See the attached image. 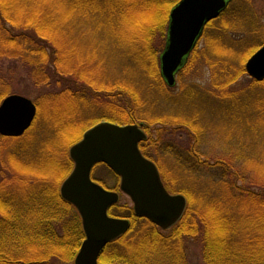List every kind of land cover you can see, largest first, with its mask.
<instances>
[{"label":"trees","instance_id":"obj_1","mask_svg":"<svg viewBox=\"0 0 264 264\" xmlns=\"http://www.w3.org/2000/svg\"><path fill=\"white\" fill-rule=\"evenodd\" d=\"M156 1L154 11L147 16H157L153 25L144 27L145 31L148 30V38L144 41L143 38L139 39L138 33L130 35L128 30L120 27L122 19L119 20V17L127 10H134L136 0H29L28 9L20 13L14 7V0H0V63L1 60L23 57L21 64L26 71L21 73L24 77L27 75L36 86L51 83L55 76L68 78L71 82L67 85L69 90H64L72 94L69 93L70 99L63 100L62 107L71 106V111L74 110L73 102L81 107L89 105V111L93 109L95 103L93 106L88 101V96L101 104L105 103L101 100L108 97L111 99L110 104L121 108L110 106L109 112L112 114L106 119L118 124H131L139 120L146 121L148 127L163 125L159 138L172 133L173 129L168 128L176 125L172 119L168 123L162 117L142 119L136 116L138 107L145 109L136 90H128L129 100H124V107L113 98L122 94V88L113 86L100 91L94 88V83L82 80L80 70L73 68L72 71L65 72L63 69L66 67L59 69L58 59L54 61L52 55L61 53V48L51 31L58 29L61 38L66 35L65 32H78L79 29L88 34L92 32L116 39L124 45L129 60L137 66L148 84L146 90H149L152 99L162 108L172 110L175 103L184 107L187 104L207 105L206 114L210 115L211 107L222 106L223 108H219L220 112L222 110L224 118L234 123H230L231 127H237L238 139L242 138L240 143L235 141L238 143L235 157L231 156L228 160L217 159L211 163L208 159H202L194 147L187 149L194 162L198 163L196 168L191 169L207 166L221 170L217 183L219 194L203 199V203L197 208L194 205L191 207L194 198L190 190H176L187 197L188 208L183 218L167 234L147 219L136 217L132 207L124 209L115 205L110 213L117 211V215L130 218L131 227L126 234L105 247L99 264H188L187 240L199 238L203 244L204 264H264V174L260 171L259 176L256 171L248 174L252 170L248 165L249 155L258 158L257 167L264 171L263 156L258 153L264 152V81L250 79L246 87L234 89L236 82L246 74L245 62L263 44L264 24L255 16L251 0H234L218 19L207 25L202 38L204 48L198 47L193 52L188 66L178 77L181 80L192 62L196 58H202L213 73L212 89L208 91L195 86L192 91L182 89L180 95H174L173 88H169L161 77L160 56L151 42L152 33L154 36L162 34L164 39L168 15L179 0ZM147 4L148 2L141 3L142 10L139 13L132 11L137 16V27L139 17L147 18L146 12L144 13ZM235 31H241L245 35L237 36L233 33ZM165 36L167 37V31ZM48 49L52 53L48 54ZM20 50L23 53L18 55ZM71 57L72 55L69 58ZM216 91L220 97L216 95L212 98L211 94ZM250 105L253 106L251 111ZM157 108L158 105L148 107ZM201 115L200 111L189 115L190 117L179 112L174 116L179 128H182L181 134L188 136L191 141L203 134L201 127L198 128L202 121ZM73 122L64 123L58 119L56 123L53 122L58 131L56 135L54 133L56 140L53 141H49L53 136H48L42 141L38 140L37 144L38 138L28 132L24 137L14 139L15 143L5 156L7 159L2 160L0 156V264H73L85 235L78 212L61 197L59 191L61 180L72 168L67 147L80 138L79 133L85 127L84 124L78 126ZM97 122L99 120H95L90 126ZM34 147L35 153H38L37 158L32 157ZM141 150L145 153L143 145ZM64 152L67 157H64ZM145 155L148 156L146 153ZM239 161L244 163L236 166ZM34 163L44 165L43 169H48L45 166L53 168V175L49 174V170H46L48 173L37 171V176L46 180L41 181L36 177L28 180L35 184L42 182L41 190H35L37 186L29 184L24 177L25 168L35 165ZM26 171L28 173L30 168ZM92 176L107 188L94 176V171ZM52 177L56 180H52ZM162 177L167 189L175 192L172 184L177 178L171 177L170 182L163 173ZM246 202L254 204L256 212L255 215L252 214L253 217L243 216L245 212L242 205ZM241 216L249 223L239 219L237 221ZM252 233L254 238L248 235Z\"/></svg>","mask_w":264,"mask_h":264},{"label":"rangeland","instance_id":"obj_2","mask_svg":"<svg viewBox=\"0 0 264 264\" xmlns=\"http://www.w3.org/2000/svg\"><path fill=\"white\" fill-rule=\"evenodd\" d=\"M28 1L29 0L19 2L18 0H14L15 2L14 7L17 9V11H19V13L23 12V10L28 9L27 7ZM142 2H145V3L148 2L147 4L148 6H146L147 8L144 9V13L146 12V16H147V15H151L152 11H154L153 10L154 6L158 1L153 0L150 2L149 0H136L137 5L134 8V10H132L133 13H139L142 10V6H141ZM251 4L253 7L255 16L259 18L260 21L263 23L264 0H251ZM132 11L127 10L123 16L119 17V20L122 19L120 27H122V29L124 30H128L130 32V35H132L135 32L138 33L139 39L143 38L145 41V39L148 38V30L145 31L144 27L146 28L150 25H153V22L156 19L155 17L157 15L155 14V16L153 15L150 17L147 16V18H144V19H141V17H139L138 18L139 24L137 27V25L135 24L136 23L135 19L137 18V16L132 14ZM168 19H169V15H168ZM168 23L165 27L164 39L162 37V34L159 36L158 35L154 36V33H152L153 42H151V45L155 47V50H157L158 56L161 55V52L165 47L164 42H165V37H166L165 36L166 31L168 30ZM143 29L144 31H142ZM77 31L78 32L76 31H72V32L70 31V33L65 32L66 35L61 36V38L59 36L58 29L51 31L53 38L57 41L59 48H61V51H60L61 53H59L58 55L57 54L52 55L54 57V61L58 59L57 60L58 66L60 65L59 69L61 70V68L66 67L65 69H63L65 70V72H70L72 71L73 68L80 70L82 80L86 81L87 83H92V84L94 83L93 84L94 88L100 91L101 90L106 91L105 89L109 87H113V86L114 87L117 86V88L118 87L122 88L123 91H121L119 88L122 94L120 96H114L113 98H115L114 99L115 101H119L120 105L124 107H126V102L124 103V100H129L128 90H131V89L136 90L137 94H139L140 98H142V102L145 108L143 109V107L141 108L138 107V110L136 111V113L138 112L137 113L138 115L136 114L137 117L142 118V119H153V118L160 119V117H162L168 123L172 119L174 120V123L176 124L173 127H168L170 129H173L172 133H167L166 135H162L159 138L158 134L163 125L154 124L148 127V123L146 121L138 120L136 122L139 124L143 123L144 128L147 127L145 128V131L148 135L147 141H144V144H145L144 150L146 151V153H148L150 157H152L154 160L158 162L160 169L163 173V176L166 177L167 180L171 182V177L175 176L177 178V180L172 184V187H174L175 189V190L173 189V191L175 192H172L170 190L169 191L177 194V193H180V192H177L180 188H185L187 190H190L194 198V201H192L191 207H193L194 205V206H197V208H199V206L203 203L201 202L203 199H208L207 197H210V195L219 194L220 191L218 190L217 183L219 180L218 177L221 174V170L215 167L209 168L207 166H198V169H194V170L191 169V168H196L198 163L194 162L193 157L189 155V152L187 151V149L188 147H194L195 150L201 155L202 159L204 160L208 159L211 163H214L217 159L228 160V158L231 156L235 157V153L237 152V149H238V146H237L238 143L235 141L237 140L240 143L242 138L238 139L239 132H238L237 127H231L232 125H230V123H233V122H230V120L228 121L226 120V118H224L222 110L220 112L219 108L222 106L211 107L209 109L210 115L206 114L205 109L207 108V105L206 106L205 105L204 106H201V105L194 106L191 104H187L186 107H184L180 103H175L171 107L172 110L162 108L163 106L161 107L159 103H155L154 99H152V95L149 93V90H146L145 87L148 84L142 77L137 66H134V64L131 63V61L129 60L127 53H126V47L124 45L116 41V39H110V37L105 38L99 34H96V35L92 34V32L91 34H88L86 32L79 31V29ZM141 31L142 33H139ZM233 33L237 36L245 35L241 31H235ZM88 35H90V37ZM162 42H163V45H162ZM199 48L201 49L204 48V40L200 42ZM21 49L23 50V47ZM47 52L48 54H50L52 53V50L48 49ZM22 53L23 52L20 50L18 52V55H21ZM71 55L72 57L69 58ZM207 58L213 61L212 58L210 57H207ZM249 58L247 59V61L249 60ZM22 60H23V57L19 56V58H12L11 60H8V61L1 60V63H0V94L2 95L0 104L6 97L13 95V94H18V95H22V96H26L30 98L37 105L36 118L34 122L32 123L31 127L21 137H24L28 132H31L32 134L35 135V137L38 138V139L36 138L37 144L39 141H42L44 138L45 139L48 138V136H53L52 139L49 141L56 140L54 133L56 135V132L58 131H57V126H55L54 123H56L58 119L64 123L66 122L71 123L74 121L73 124H76V125L78 124V126L80 124L85 125V127H83L82 131L79 133L80 138L75 142L77 143L78 141L81 140L82 138L81 135H83L84 132L91 127L90 125L93 122H95V120L96 121L99 120V122L105 121V120L110 121L109 119H106V118H109L112 114L109 112L110 106L118 107L114 104H110L111 99L106 97L105 100H101V101H104L105 103L101 104L97 101L95 102L94 100H92L94 99L93 97L88 96L87 97L88 101H90L93 106L95 103V107L91 109L90 111L88 108L89 105H85L81 107V106H78V104H74V102L72 104L73 109H74L73 111H71V106H67L66 108H64L62 107V104L64 103L63 100L66 98L70 99L71 94H72V92L64 90L65 88L69 90L67 85H70L71 83L70 80L65 77L61 78L59 76H55L51 80V83L46 84V85L36 86L34 82L27 75L25 77L24 75H22L21 72L23 70L26 71V69L23 68L24 66L22 65L23 64ZM229 60H233V59H229ZM247 61L245 62V65H244L245 69H246ZM159 64H160V60H159ZM159 71H160V66H159ZM179 74L180 72L177 74V77H176L177 84L175 87H173L174 95H180L182 89L192 91V88L195 86L203 88V89H207L208 91L211 90L213 87L212 70L210 67L207 66L206 61H204L202 58L200 59L196 58L195 61L192 62L190 67L184 73L183 78H181V80L178 78ZM65 75L69 76V74H65ZM250 79L252 78H250V76L246 73L242 78H240L236 82V84L234 85V89H237V88L241 89V88L246 87L248 82L251 81ZM127 83L133 84L135 86V89H134V86L129 85ZM79 90H76V91H79ZM72 91H75V90H72ZM116 91L117 90H114V92ZM61 93H64L63 96H61ZM213 94H211L212 98H215L216 95L220 97L218 91L215 92L214 96ZM122 102L123 104H121ZM150 105L151 106L158 105L159 108L148 109ZM195 107L197 109H195ZM118 108H121V106H119ZM251 110H253L252 105H250L249 111ZM200 111L202 114L201 115L202 121L198 128L201 127V129L203 130L202 132L203 134L201 135L199 134L197 137L193 138L197 142L195 143V141H191L190 138L186 136L185 134H181L182 128L181 129L179 128V125L177 124L178 120L174 116L178 112L184 116L185 114H187L188 116L189 115L192 116V114L198 113ZM134 112H133V115H135ZM186 120L188 119L186 118ZM120 125H125V124H120ZM87 126H90V127H87ZM162 133H164V131H162ZM21 137H5V136L0 135V152L2 153L0 154V156L2 157V160L7 159L5 156L7 154V151L10 150L12 145L15 143L14 139L21 138ZM52 143H55V142H52ZM75 143H72L70 146L67 147L68 154H69L70 148ZM35 147L33 148L32 157L37 158L38 153H35ZM258 149H260V147ZM245 152L247 153V155H249L247 151ZM258 153H260L263 156V160H264V152L260 151ZM249 156L250 157L248 159L249 161L248 165L250 166L252 170H250L248 174H254L255 173L254 171H256V175L258 176L260 175V172L264 174V171L260 169L259 167H257L259 165V163L257 162L258 158H255V156H251V155ZM64 157H67L65 152H64ZM64 157L62 156L63 159ZM242 163L244 162L239 161L238 162L239 165L236 164V166H240ZM34 164L35 165L31 167L25 166L26 170L30 168V171L28 173H26L27 172L26 170L25 172H23L24 177L29 184L32 182L28 180H31V179L33 180V177H36L37 179L41 181L46 180V178L37 176L36 174L37 171L47 172L46 170H49V174L53 175L52 166H45V167H48V169H43L44 165L39 166L36 163ZM73 165L74 164L72 161V168H73ZM56 169L59 170V168H56ZM54 172H56V170H54ZM70 172L68 173V175L70 174ZM190 172H191V175H190ZM94 176L97 179L101 180L110 190H114L118 186L116 190L120 191L119 177L115 175L108 167H106L105 164H99L96 166L94 170ZM65 178L61 180L60 182L59 191H60V187L63 181L65 180ZM51 179L56 180V178L54 177H52ZM43 182H47V181H43ZM41 183H37V184L32 183L33 186H37L35 190L42 189L40 187ZM117 205L124 209L125 208L130 209L131 207L133 208L130 198L124 194L121 195V200ZM242 208H243V211L245 212L244 213L245 215L243 216L247 215L249 217H253V215H255L254 213L256 212V210L254 208V204L246 202L245 204L242 205ZM111 214L116 215L117 217H124L122 215H117V211H112ZM243 216L237 218V221L239 219L241 221H245L248 224L249 221L244 219ZM162 231L163 233L167 234L171 231V229L162 230ZM248 235L249 237H253V238L255 237L254 233L248 234ZM202 248H203V244L200 238L197 240L195 239L187 240L188 264H204ZM247 249L249 250V248Z\"/></svg>","mask_w":264,"mask_h":264},{"label":"water","instance_id":"obj_3","mask_svg":"<svg viewBox=\"0 0 264 264\" xmlns=\"http://www.w3.org/2000/svg\"><path fill=\"white\" fill-rule=\"evenodd\" d=\"M232 1L180 0L172 7L160 55V73L168 87L176 86L177 74L187 65L207 24L217 19ZM246 72L256 81L264 80V43L247 61ZM36 115L37 105L30 98L18 94L6 97L0 104V135L23 136ZM146 137L141 124L101 121L86 130L70 148L74 165L60 187V194L77 210L85 235L73 264H98L105 247L130 230V218L109 213L119 203L121 194L130 198L136 217L147 219L162 230L170 229L184 216L187 198L166 189L157 165L140 150ZM100 163L119 177L120 192L108 190L93 180L92 171Z\"/></svg>","mask_w":264,"mask_h":264},{"label":"flooded vegetation","instance_id":"obj_4","mask_svg":"<svg viewBox=\"0 0 264 264\" xmlns=\"http://www.w3.org/2000/svg\"><path fill=\"white\" fill-rule=\"evenodd\" d=\"M263 24H264V20H263ZM263 43H264V41H263ZM262 45H263V44H262ZM262 45H261V46H262ZM261 46H260V47H261ZM260 47H259V48H260ZM145 141H147V139H146ZM142 145H143V147H144V145H145L144 142H142V143L140 144V148H141ZM141 151H142V150H141ZM142 152H143V151H142ZM145 153H146V151H145ZM145 153L143 152V154H145ZM146 154L148 155L147 157H148L149 159L153 160V161L157 164L159 170H161V169H160V166H159V164H158V162H157L156 160H154L152 157H150L148 153H146ZM92 175H93V172H92ZM92 177H93V176H92ZM93 180L96 181L94 178H93ZM96 182H97V181H96ZM97 183H99V182H97ZM99 184H101V183H99ZM101 185H102V184H101ZM102 186H104V185H102ZM108 190H109V189H108Z\"/></svg>","mask_w":264,"mask_h":264},{"label":"bare ground","instance_id":"obj_5","mask_svg":"<svg viewBox=\"0 0 264 264\" xmlns=\"http://www.w3.org/2000/svg\"><path fill=\"white\" fill-rule=\"evenodd\" d=\"M97 123H98V122H97ZM97 123H96V124H97ZM132 124H134V123H132Z\"/></svg>","mask_w":264,"mask_h":264}]
</instances>
